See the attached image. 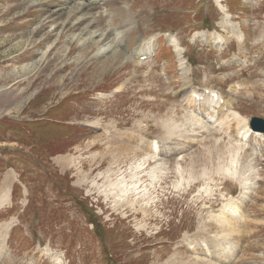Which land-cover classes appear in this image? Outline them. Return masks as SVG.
<instances>
[{"label": "rangeland", "instance_id": "374dc122", "mask_svg": "<svg viewBox=\"0 0 264 264\" xmlns=\"http://www.w3.org/2000/svg\"><path fill=\"white\" fill-rule=\"evenodd\" d=\"M222 1L109 0L95 23L110 27L117 42L94 38L89 47L79 34L91 23L75 25L70 2L0 0V95L14 92L17 102L0 107V188L11 182L0 226H15L5 238L0 228V264H53L46 252L61 264H217L178 248L183 236L206 240L208 231L243 241L239 264L264 263L257 254L264 251V154L239 152L222 131L193 118L183 90L188 74L177 70L170 43L176 36L199 67L190 66L193 84L245 83L232 94L237 123L264 117V0L224 1L233 15L225 27ZM203 29L228 43L203 45L196 34L191 44ZM149 40L155 58L141 60L137 50ZM32 41L43 42L32 48ZM43 55L51 66L40 73ZM221 73L227 79L215 82ZM233 134L241 141L239 130ZM162 138L189 142V150L179 141L170 151L157 143ZM68 154L72 162L57 161ZM251 178L253 200L248 195L244 213L231 215L229 202L243 200Z\"/></svg>", "mask_w": 264, "mask_h": 264}, {"label": "bare ground", "instance_id": "6f19581e", "mask_svg": "<svg viewBox=\"0 0 264 264\" xmlns=\"http://www.w3.org/2000/svg\"><path fill=\"white\" fill-rule=\"evenodd\" d=\"M67 2H70L71 4V14L74 15L75 17V25H80L82 23H84L85 21H88V23H91V27H87V29H83V31L79 34V36H81V38L83 37H87L88 40V46H92V43L94 41V38H99L102 39V42H109L111 41V36H108V33L110 31V27L106 26L103 28H99L97 26V24L95 22H97L98 19L102 18L103 16H107L105 15L106 10H108V2L109 0H66ZM217 2L221 3L222 0H216ZM36 4V3H35ZM70 7V6H69ZM122 7V6H121ZM125 7V6H124ZM32 8V7H31ZM40 9V8H39ZM110 9V8H109ZM40 11V10H39ZM70 11V10H69ZM225 13V22H222V25H226L228 23L229 20V15L230 13H228L227 8H223L222 10ZM124 12V11H123ZM70 13V12H69ZM109 13V12H108ZM111 13V11H110ZM112 15V13L110 14ZM36 21V20H35ZM68 21V20H67ZM99 21V20H98ZM49 21L47 20V23ZM67 24V23H66ZM65 24V25H66ZM48 25V24H47ZM64 25V24H63ZM233 28L234 25H232ZM43 27V26H41ZM45 28V27H44ZM236 31V29H235ZM37 35V34H36ZM105 35V37H103ZM10 36V35H9ZM15 36V35H14ZM33 36V35H32ZM35 36V35H34ZM46 36L47 38H49L51 35L49 33H46L45 35H43L42 37ZM64 37L63 32H61V34H59V37ZM116 37H113L112 42H114V44L117 42ZM59 39V38H58ZM62 39V38H61ZM35 40V39H34ZM33 40V41H34ZM44 40V38H43ZM60 40V39H59ZM115 40V41H114ZM32 41V48H35L36 45L41 44L43 41L40 42H33ZM36 41V40H35ZM20 42H24V40H20ZM58 40L56 41L57 44ZM240 42V40H239ZM243 43V42H240ZM239 43V44H240ZM104 44V43H103ZM20 46V45H19ZM30 46V45H29ZM111 46V44H110ZM181 47V46H179ZM140 49V47H139ZM145 50L147 54H151L153 52V47L151 45H146L145 46ZM114 51V50H113ZM111 52V51H110ZM35 53V52H34ZM50 54V53H49ZM46 57L45 55L41 56V58L39 59V62H35V66L37 67V64L39 63L38 66V70L41 73V68H49L51 66V60H49L48 62H46ZM21 59V58H20ZM36 61V60H35ZM31 65V64H30ZM33 65V64H32ZM34 66V67H35ZM27 67V66H26ZM37 69V68H36ZM75 70V69H74ZM37 72V71H36ZM47 72V71H46ZM53 73H56L55 71H53ZM41 76V75H40ZM43 76V75H42ZM31 77V76H30ZM38 77V76H37ZM97 77V76H96ZM34 78V77H33ZM52 81V80H51ZM59 80H56L55 82H58ZM200 84V83H199ZM54 85V84H53ZM50 85V86H53ZM30 86V85H29ZM49 86V87H50ZM4 88V87H3ZM6 88L4 89H0V92L4 91ZM52 90V89H51ZM6 93V92H5ZM64 93V92H62ZM211 93H216L215 91L211 90ZM217 94V93H216ZM218 95V94H217ZM210 96V95H209ZM208 96V97H209ZM219 96V95H218ZM16 96L14 95V92L9 91L6 94H1L0 95V107H8L10 108V106L14 105L16 102ZM18 97V96H17ZM213 99V97H211ZM17 103V102H16ZM232 115L234 116V118H238L239 115L234 112L232 113ZM193 119V118H192ZM209 120V119H208ZM212 120V119H211ZM248 121V119H247ZM209 122L211 123H215L216 119L213 118L212 121L209 120ZM248 125V122H244ZM248 127V126H247ZM200 130V129H199ZM202 130V129H201ZM250 139L249 136L247 138H245V140ZM257 149H259L258 147H256ZM152 157V156H151ZM72 156L71 154L68 155H63V156H59L57 157V161L60 162L62 159H67L70 160L72 162ZM11 174H13V179H15L14 176V172H11L9 175H7V178L11 176ZM255 187V185H252L251 188L253 189ZM0 204L4 203L5 201H7L9 199L10 196V190H11V182H7L4 184L3 187L0 188ZM246 192V191H244ZM240 197L242 199L247 198L248 199V194L244 193V195H240ZM239 197V198H240ZM232 197H230L231 199ZM238 198V199H239ZM232 199H236V198H232ZM12 224L11 225H7V226H0L1 228V232L3 235V238H5L6 234L12 229ZM46 255L51 259V261H53V264H61L59 257L54 254V253H50V252H46ZM206 262H211L208 261L209 259H203ZM230 260V259H229ZM212 263V262H211Z\"/></svg>", "mask_w": 264, "mask_h": 264}, {"label": "water", "instance_id": "95a60500", "mask_svg": "<svg viewBox=\"0 0 264 264\" xmlns=\"http://www.w3.org/2000/svg\"><path fill=\"white\" fill-rule=\"evenodd\" d=\"M260 122H261V119L253 118V120H252V126L254 128H258V129H264V126H259L258 125Z\"/></svg>", "mask_w": 264, "mask_h": 264}]
</instances>
